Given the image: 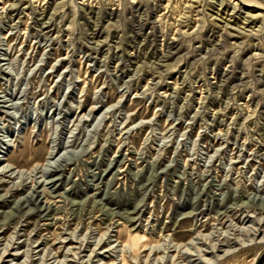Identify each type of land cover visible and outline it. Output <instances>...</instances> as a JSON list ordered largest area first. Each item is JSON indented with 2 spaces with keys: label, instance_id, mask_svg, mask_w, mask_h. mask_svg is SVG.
Wrapping results in <instances>:
<instances>
[{
  "label": "rangeland",
  "instance_id": "1",
  "mask_svg": "<svg viewBox=\"0 0 264 264\" xmlns=\"http://www.w3.org/2000/svg\"><path fill=\"white\" fill-rule=\"evenodd\" d=\"M0 257L264 264V0H0Z\"/></svg>",
  "mask_w": 264,
  "mask_h": 264
},
{
  "label": "bare ground",
  "instance_id": "2",
  "mask_svg": "<svg viewBox=\"0 0 264 264\" xmlns=\"http://www.w3.org/2000/svg\"><path fill=\"white\" fill-rule=\"evenodd\" d=\"M4 253H6V252H4ZM2 256V255H1ZM0 259H1V257H0Z\"/></svg>",
  "mask_w": 264,
  "mask_h": 264
}]
</instances>
